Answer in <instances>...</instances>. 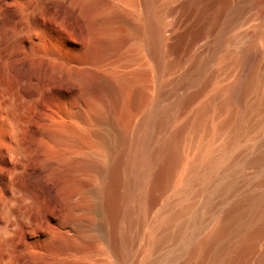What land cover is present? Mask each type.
Wrapping results in <instances>:
<instances>
[{"label": "bare ground", "instance_id": "1", "mask_svg": "<svg viewBox=\"0 0 264 264\" xmlns=\"http://www.w3.org/2000/svg\"><path fill=\"white\" fill-rule=\"evenodd\" d=\"M30 1L76 8L87 37L50 44L74 90L35 141L0 101V264H264V0H182L170 47L156 0Z\"/></svg>", "mask_w": 264, "mask_h": 264}, {"label": "rangeland", "instance_id": "2", "mask_svg": "<svg viewBox=\"0 0 264 264\" xmlns=\"http://www.w3.org/2000/svg\"><path fill=\"white\" fill-rule=\"evenodd\" d=\"M181 1L156 0L157 21L162 29L163 45L168 44V47H170V6H177ZM87 20L84 16H80L76 8L64 3L52 2L46 4L43 9L34 11L30 0H0V101L4 102V109L16 113L19 123L25 121L28 140H36L37 129L46 126L47 117L53 115L61 102L74 90L65 73L55 66L53 42L54 44L61 42L64 38L80 42L87 37L85 29ZM255 24L253 17L238 29ZM113 31L118 37L127 36L125 24L115 25ZM164 49L167 50L165 47ZM165 56L164 62H170V51ZM151 68L154 74V67ZM159 75L168 83L170 69L166 71L161 66ZM117 118L119 122L123 120L121 116ZM35 177L37 175L33 173L32 168L24 175L34 195L38 197L30 216L33 221L45 226L57 207L53 199L45 193L46 187L42 181L39 180V184L34 185ZM82 183L86 182L82 180ZM87 220L92 224L96 222V218L92 215ZM91 227L93 228L94 225ZM209 228L208 226L207 230ZM25 238L26 233L23 230H16L12 238L11 250L19 253ZM97 243H87L88 248Z\"/></svg>", "mask_w": 264, "mask_h": 264}]
</instances>
